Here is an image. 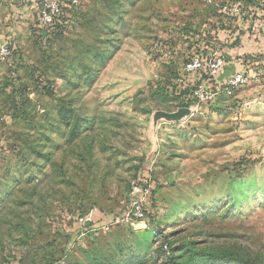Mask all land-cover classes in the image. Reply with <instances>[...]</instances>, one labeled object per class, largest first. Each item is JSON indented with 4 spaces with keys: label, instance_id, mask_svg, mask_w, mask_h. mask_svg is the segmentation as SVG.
I'll list each match as a JSON object with an SVG mask.
<instances>
[{
    "label": "rangeland",
    "instance_id": "rangeland-1",
    "mask_svg": "<svg viewBox=\"0 0 264 264\" xmlns=\"http://www.w3.org/2000/svg\"><path fill=\"white\" fill-rule=\"evenodd\" d=\"M36 1L0 0V264H264L263 1L251 49L205 0H61L52 25ZM210 51L218 100L180 96Z\"/></svg>",
    "mask_w": 264,
    "mask_h": 264
},
{
    "label": "built area",
    "instance_id": "built-area-1",
    "mask_svg": "<svg viewBox=\"0 0 264 264\" xmlns=\"http://www.w3.org/2000/svg\"><path fill=\"white\" fill-rule=\"evenodd\" d=\"M49 2L47 6H44L40 1L35 2V7L38 10L41 23L45 25H52L57 22L62 16V4L61 0H46ZM207 5L215 4L216 0H205ZM225 3L224 8L227 14L238 20H244L249 15V7H247L245 0H223ZM202 54L196 53L192 55L187 63L184 65L183 72L178 78V83L187 91L188 98L196 100L198 102L214 103L218 100L220 94H213L206 88L205 81L202 78L197 77V80L192 81L189 77L199 74L203 75H215L223 71L227 65V58L223 54ZM13 53L12 48L8 43L0 45V59H6ZM247 82V76L243 72H237L233 76L227 79L229 93L228 96L233 95V90L242 86ZM188 99V100H189ZM190 107V106H189ZM192 110V107H190ZM133 216L137 219H143L146 217V209L139 202H133Z\"/></svg>",
    "mask_w": 264,
    "mask_h": 264
},
{
    "label": "crops",
    "instance_id": "crops-1",
    "mask_svg": "<svg viewBox=\"0 0 264 264\" xmlns=\"http://www.w3.org/2000/svg\"><path fill=\"white\" fill-rule=\"evenodd\" d=\"M261 0H258V2H260ZM263 2L261 3V11L264 13V0H262ZM218 2V3H217ZM217 3V4H216ZM215 5H217L218 9L216 10V7ZM215 5L213 4L212 6H214L216 12L219 14L220 18L222 17V14L223 12L226 13L225 11V8H224V5L225 3L223 2V0H217L215 2ZM227 14V13H226ZM229 15V14H228ZM232 17V16H231ZM237 23H233L231 24V26H229V29H228V32H232L231 35H230V40L233 41L234 38L237 37V35H241L242 38L245 39V47L244 48H254L255 46V42L253 40H249L247 41L248 39H250L248 36H251V33L254 31L253 29V26L250 29V31H248L249 29H247L249 23H250V19L251 17L249 18H246L244 20H238L237 18L235 17H232ZM207 25V24H205ZM258 29H257V34L258 36H264V14H263V17L258 21ZM218 35V34H217ZM259 39V38H258ZM227 67V66H226ZM234 69H231L232 72H234L236 70L235 68V65H233ZM230 75V71L226 68L224 71H223V75H222V78H227L228 76Z\"/></svg>",
    "mask_w": 264,
    "mask_h": 264
},
{
    "label": "water",
    "instance_id": "water-1",
    "mask_svg": "<svg viewBox=\"0 0 264 264\" xmlns=\"http://www.w3.org/2000/svg\"><path fill=\"white\" fill-rule=\"evenodd\" d=\"M191 111L192 110L190 107H182L175 112L157 111L155 114V119L158 120L164 118L168 121H179L185 116L191 114Z\"/></svg>",
    "mask_w": 264,
    "mask_h": 264
},
{
    "label": "trees",
    "instance_id": "trees-1",
    "mask_svg": "<svg viewBox=\"0 0 264 264\" xmlns=\"http://www.w3.org/2000/svg\"><path fill=\"white\" fill-rule=\"evenodd\" d=\"M245 2L247 3V0H245ZM210 6H212V5H210ZM225 67H226V66H225ZM197 77L202 78V79H204V80L206 79L205 76H200L199 74L196 75V78H197ZM189 79H191V77H189ZM180 91H181V92H180L179 95H180V96H184L183 91H182V90H180ZM156 233H157V231H155V234H156Z\"/></svg>",
    "mask_w": 264,
    "mask_h": 264
}]
</instances>
